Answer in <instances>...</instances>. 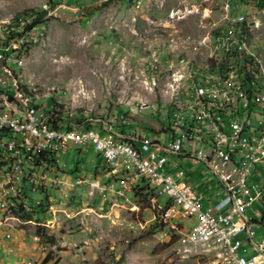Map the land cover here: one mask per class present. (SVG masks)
Wrapping results in <instances>:
<instances>
[{"label":"rangeland","instance_id":"374dc122","mask_svg":"<svg viewBox=\"0 0 264 264\" xmlns=\"http://www.w3.org/2000/svg\"><path fill=\"white\" fill-rule=\"evenodd\" d=\"M29 9L45 14L37 22L31 49L19 57L21 64L12 62L23 82L58 95L73 115L107 114L119 122L118 112L137 106L131 126L146 138L161 140L163 134L155 131L174 112L173 74L207 69L223 51L221 45L214 53L219 45L208 46L210 38L222 37L235 49L239 36L234 28L241 29L246 20L251 38L247 42L243 35L244 46L264 61V0H0V28L2 21ZM35 14L27 15L32 23ZM241 14L246 19H238ZM143 103L149 108L138 109ZM179 163L188 171L187 180L205 193L204 210L226 195L205 164ZM58 164L63 171L45 168L43 179L44 171L37 169L34 181L0 171V185L20 190V195L6 196L0 189V264H212L214 248L195 242L191 228L179 224L176 215L165 217L157 196L148 202L110 189L116 177L106 175L95 148L69 144ZM256 167V181L263 183L264 165ZM80 177L100 180V186L78 183ZM116 190L127 188L116 183ZM46 195L49 203L37 210ZM15 201L29 216L13 212ZM246 213L262 221V202ZM39 227L47 235L43 242L36 234ZM253 230L259 240L263 228L256 223ZM13 237L16 244H8Z\"/></svg>","mask_w":264,"mask_h":264},{"label":"built area","instance_id":"2783aa9c","mask_svg":"<svg viewBox=\"0 0 264 264\" xmlns=\"http://www.w3.org/2000/svg\"><path fill=\"white\" fill-rule=\"evenodd\" d=\"M238 19L246 17L241 14ZM36 26V20L16 26V33L0 42V171L11 177L12 172H19L18 180L28 177L34 181L36 170L42 169L44 179L48 163L38 162L42 153L60 155L69 144L85 149L93 147L105 161L106 175L116 177L109 186L119 195L134 194L131 180L120 179L122 168L135 169L131 178L148 174L158 194L170 200L164 209L165 217L176 215L179 224H187L194 236H199L201 244L214 248L212 264H264V216L262 221H256L246 213L256 201L264 206V182L256 181L258 167H252V160L264 165V153H258V146L264 145V97L253 98L251 90L233 94L219 91L224 99L226 95H234L235 110L224 119L210 122V109L220 103L209 104L206 100V104H198L197 94L193 107L199 108V127L217 133L216 142L200 144L188 141L187 130L176 127L169 117L159 128V134L167 133V140H160L155 136L146 138L125 122L124 112L116 115L119 122L107 114L97 117L90 113L69 112L66 116L41 113V102L27 101L20 92L12 67V59L21 57L22 49H31ZM211 44H217V40L210 38L208 46ZM238 95H245L244 109H237ZM47 100L53 104L63 101L58 95ZM249 107H256V115H249ZM138 109L144 110V106L138 105ZM201 109H208V117H201ZM246 133H253V140H246ZM177 134H184V141H177ZM120 135H134L135 143H120ZM8 144H16V151H8ZM218 144H225L226 152H217ZM139 154H146V162H139ZM232 158L241 159V168H233ZM181 159L203 163L215 175L226 195L214 207L203 209L206 195L187 180L188 171L180 165ZM99 181L77 179L92 189L100 186ZM116 183H127V191H117ZM0 189L6 196H17L18 192L20 195V190L11 192L2 185ZM256 223L263 228L259 240L253 230Z\"/></svg>","mask_w":264,"mask_h":264},{"label":"bare ground","instance_id":"6f19581e","mask_svg":"<svg viewBox=\"0 0 264 264\" xmlns=\"http://www.w3.org/2000/svg\"><path fill=\"white\" fill-rule=\"evenodd\" d=\"M29 18L30 16L27 15L19 16L17 19L12 16L7 20L2 21V27L0 28V42L5 41L10 34L16 33V26L32 23V20ZM221 38L222 37L217 39V44L219 47L215 49L214 53L219 51L218 49L221 45L224 52H233L234 49H232V46L225 41H222ZM224 38H226V36ZM238 39L236 40V47L233 48L237 49L238 52H246L248 55L252 56L258 64H260L259 66L261 67L262 77L258 83L259 88H257L256 91L254 88L248 89L242 77L239 76L240 74L237 72V62L235 58H231L228 62H226L227 64L223 68V71H215L213 73H205V71H197L194 69L189 71H177L173 74L172 79L169 82L170 87L174 92H176L178 97L175 98L171 104L173 106L170 107V109L174 110V112H168L167 115L176 127L187 130V139L188 141L193 142V144L216 142L217 140V133L214 132V130L199 127L201 126L199 108L193 107V104L196 102L197 94L198 104H206V100L209 104L220 103V106H213L212 109H210V122H217V119H224L228 116V112H233L235 110L234 95H226V99H224V95L222 93H218L219 91H226V94H233V92L238 90L240 92H248L251 90V96L253 98L262 99V97H264L263 58L255 53V51L251 49L250 46H244L243 39L240 41ZM35 40L36 39H34V41ZM22 53L23 49L21 50V54ZM16 60L18 65H20V58H13L12 62ZM12 67L16 72V78L20 84V92L24 94L27 101L41 102V104H43L41 105V113H52L56 110L62 111L63 113L62 115L56 116H66L69 114V107L63 101H60L57 104H49L47 100V98L50 96L49 93L41 92L39 86L34 82L29 84L24 83L19 70L14 66ZM147 84H150V82L147 81ZM184 92H187V94L184 95ZM244 103L245 95H238L237 109H244ZM141 106H144V110L146 107L149 108L147 103H143ZM136 113L137 111L134 107H130V110L127 112L125 111V122L130 124V115H136ZM249 115H256V107H249ZM201 117H208V109H201ZM161 134H163L161 140H167V133ZM246 140H253V133H246ZM177 141H184V134H177ZM120 143H135V136L120 135ZM8 151H16V144H8ZM217 152H226V145L218 144ZM258 153H264V145L258 146ZM139 162H146V157L143 156V154H139ZM258 164L259 160H252V167H256ZM232 166L233 168H241V159L232 158ZM132 176H135V169L122 168L120 170V179L131 180V184L139 183L142 177L149 181L148 174H139V179L131 178ZM122 184L123 188H127V183ZM191 237L195 242L200 243L199 236H194L193 231H191Z\"/></svg>","mask_w":264,"mask_h":264},{"label":"trees","instance_id":"16d2710c","mask_svg":"<svg viewBox=\"0 0 264 264\" xmlns=\"http://www.w3.org/2000/svg\"><path fill=\"white\" fill-rule=\"evenodd\" d=\"M50 1H54V0H50ZM34 12L36 13L35 14L36 18L34 20H36L37 22L38 21H40V22L44 21V19H43V15L45 14L44 11L41 12V11H37L35 9H29V10H25L20 15H22V14L32 15ZM20 15H17V16H20ZM237 28L238 27H236L235 33L239 36V38L241 40L246 38L247 42H249V40L251 38V36H250V34H251L250 30L251 29H250L249 23L245 20L241 23V29H238L239 31L237 30ZM243 35L245 36V38L242 37ZM223 52L224 51L219 53V55H217V57L213 58L210 61L211 65L209 66V68L201 69V71H203V72L205 71V73L206 72H212L213 73L215 71H223V68L227 64L226 62H228L229 59H231V58H235V60L237 62V70H238L237 72H238V74H240L239 76L242 77V79L245 82V85L248 87V89L254 88V90L256 91V89L259 88L258 83L260 81V78L262 77L261 67L259 66L260 64H258L257 61L252 56L248 55L244 51L238 52L237 49H234L233 52H228V53L227 52L223 53ZM55 113H56V115H62L63 114L62 111H56V110L54 112H52L51 114H55ZM54 124H58V122L54 121ZM155 132H159V131H155ZM58 158H59V155H57L55 153H51V152H46V153H42L40 155V157L38 158V162L40 163V160H44L48 163V168H51L54 165H57V167L63 171V169L58 164ZM77 170H79L78 167L76 168V172H77ZM93 172H96V169ZM156 190H157L156 186L152 185L148 180H146L144 177H142L139 184L134 188L133 192L137 197H140L144 201H148V202L151 200L152 197L157 196L158 202H160L164 205V207L162 209V211L164 212V209L169 205L170 200L168 198H166L162 202L160 200L162 195H159ZM48 203H49V201H48L47 195L42 197V199L36 205L37 210L41 206H47ZM16 207H18L19 210ZM12 210L14 213L21 215L23 217L29 216V215H27L28 214L27 213L28 211H26L27 209L23 206V204L17 203V201H15V206L12 207ZM36 234L41 238L42 242L44 241V238H46V236H47L45 234V232L42 230V227H39V230H37ZM52 242H54V241H52ZM46 258H48V257H46Z\"/></svg>","mask_w":264,"mask_h":264},{"label":"crops","instance_id":"0c3cea01","mask_svg":"<svg viewBox=\"0 0 264 264\" xmlns=\"http://www.w3.org/2000/svg\"><path fill=\"white\" fill-rule=\"evenodd\" d=\"M130 125H131V123H130ZM155 131V130H154ZM16 238L15 237H13V238H11V239H8V244H12V243H15L16 244ZM7 244V245H8Z\"/></svg>","mask_w":264,"mask_h":264}]
</instances>
